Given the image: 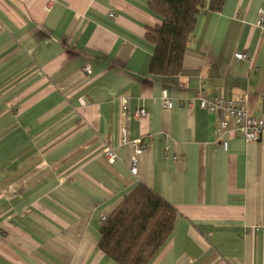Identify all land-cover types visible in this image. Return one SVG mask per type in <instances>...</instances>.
Returning a JSON list of instances; mask_svg holds the SVG:
<instances>
[{
  "label": "crops",
  "instance_id": "crops-1",
  "mask_svg": "<svg viewBox=\"0 0 264 264\" xmlns=\"http://www.w3.org/2000/svg\"><path fill=\"white\" fill-rule=\"evenodd\" d=\"M147 2L0 0V264H116L101 216L138 183L177 211L148 264H264V132L225 149L198 101L245 96L264 117V0L202 11L170 76L149 72Z\"/></svg>",
  "mask_w": 264,
  "mask_h": 264
},
{
  "label": "trees",
  "instance_id": "trees-1",
  "mask_svg": "<svg viewBox=\"0 0 264 264\" xmlns=\"http://www.w3.org/2000/svg\"><path fill=\"white\" fill-rule=\"evenodd\" d=\"M224 0H148L160 22L146 26L152 46L151 74L170 76L182 69L183 55L198 15L219 11ZM176 209L143 183L113 208L99 227L97 246L116 264H148L169 237Z\"/></svg>",
  "mask_w": 264,
  "mask_h": 264
},
{
  "label": "built area",
  "instance_id": "built-area-1",
  "mask_svg": "<svg viewBox=\"0 0 264 264\" xmlns=\"http://www.w3.org/2000/svg\"><path fill=\"white\" fill-rule=\"evenodd\" d=\"M260 17L263 18V12L260 13ZM234 55L237 59H243L245 57L242 52H236ZM81 69L83 72L90 73L91 66L90 64L86 63ZM160 99L163 108H171L172 101L166 91L162 92ZM245 99V96H243L241 100L222 96H214L211 99L199 97L198 101L200 108L208 112H218L220 114L216 122V132L218 135L217 138L222 141V145L225 149L227 147V139L225 136L228 133H238L245 139L246 142H255L264 132V117H255L249 115L247 112ZM80 101L82 102V100ZM121 101L122 104L125 105L126 97L122 96ZM146 114L147 112L145 108L140 107L134 111L133 116L135 119H141L144 118ZM121 131V140L123 143H127L128 140L125 126L121 128ZM131 143L135 146L136 153H138L144 147V144H142L140 140H133ZM103 154L109 163L114 162L116 159L115 151L109 146L104 147ZM130 171L134 175L137 173L135 156L131 158ZM105 219L106 216L102 215L101 221H104ZM2 236L3 233L0 230V239Z\"/></svg>",
  "mask_w": 264,
  "mask_h": 264
}]
</instances>
